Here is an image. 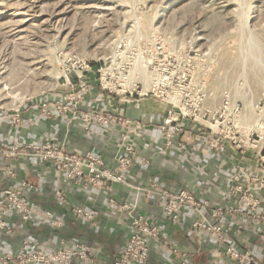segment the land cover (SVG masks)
I'll list each match as a JSON object with an SVG mask.
<instances>
[{"label": "rangeland", "instance_id": "374dc122", "mask_svg": "<svg viewBox=\"0 0 264 264\" xmlns=\"http://www.w3.org/2000/svg\"><path fill=\"white\" fill-rule=\"evenodd\" d=\"M102 71L168 108L182 97L190 125H235L231 184L264 187V0H0L4 115L96 94Z\"/></svg>", "mask_w": 264, "mask_h": 264}, {"label": "crops", "instance_id": "0c3cea01", "mask_svg": "<svg viewBox=\"0 0 264 264\" xmlns=\"http://www.w3.org/2000/svg\"><path fill=\"white\" fill-rule=\"evenodd\" d=\"M93 94V89L85 94L81 108L92 110L100 108L107 113H114L134 120L147 122L144 132L132 134L130 139L136 148L134 162L125 172L128 179L136 184L158 182L162 186L177 190L189 188L197 197L210 199L213 203L225 202L234 207L233 200L226 197L231 183V171L240 164L241 158L217 149L203 152L208 146L206 134L199 125H185L182 139L187 149L178 146L163 152L164 141L160 136L159 126L167 114L168 107L152 96H121L102 91ZM101 91V92H100ZM41 101H33L24 110V116L33 115L35 122L13 126L5 117L0 124V142L9 145L30 143L44 140H66L71 151L94 150L101 154L108 167L116 166V148L120 141L123 127L119 125H93L87 131L80 122H66L58 117H41ZM176 139H180L179 136ZM199 147V148H198ZM141 158L149 159L142 165ZM13 168L15 175L6 174L4 167ZM242 166V165H239ZM233 169V170H232ZM28 180L37 185L27 192L28 200L39 209H49L64 221L62 227L52 226L48 220L34 218L24 220L13 213L7 221L16 227V233L5 235L0 245L1 251L17 253L24 248L23 241H29L48 251L57 249L61 239L67 244L78 240L91 244L95 252V264H114L115 259L129 238L132 227L127 215L118 213L109 204V197L118 202L134 200L136 191L121 182H113L112 190L85 187L71 183L64 175L54 172L47 162L38 157L19 156L7 158L0 153V193L6 188ZM62 189L68 193L65 202H60L55 192ZM259 196L262 203L257 208L264 215V187ZM163 198L160 195H141L138 202L140 213L152 219L159 227L163 237L177 244L180 254L157 242L150 243L148 264H179L185 258L192 264H238L227 255H220V243L216 236L205 231L192 229L195 214L184 215L174 223L163 211ZM76 206L97 209V225L74 214ZM252 214L232 213L223 219L227 234L241 247L249 249L256 257L264 256V219H254ZM237 222L243 226L238 227Z\"/></svg>", "mask_w": 264, "mask_h": 264}, {"label": "built area", "instance_id": "2783aa9c", "mask_svg": "<svg viewBox=\"0 0 264 264\" xmlns=\"http://www.w3.org/2000/svg\"><path fill=\"white\" fill-rule=\"evenodd\" d=\"M105 72H101L98 87L102 91L128 97L135 95V89L125 86L126 78L118 86L119 90L109 87L110 82ZM84 85V84H82ZM122 88V89H121ZM139 93L138 91H136ZM149 92H152L149 91ZM88 93L85 91L84 94ZM170 106L163 121L160 123L159 131L165 147L163 152L171 147L178 146L180 149H187V143L182 139L185 133V125L188 120L195 116L192 111H185L182 108V97L175 95L170 97ZM65 99L53 101L45 99L40 102L41 117H58L66 122H80L89 131L93 125H119L123 127L120 133V141L116 148V166L108 167L105 159L94 150L71 151L66 140L51 141L44 140L30 143H16L9 145L0 142V153L7 158H17L19 156L38 157L48 163L51 169L57 174L64 175L71 183L83 185L85 187L103 188L107 192L112 190L113 182H121L132 187L136 193L134 200L118 202L114 197H109V204L118 213L127 215L131 222L132 231L124 244L122 250L114 261V264H148L150 257V243L157 242L161 246L170 249L175 254H180L181 250L176 243L163 237L162 230L152 219L140 213L138 202L141 195H160L163 198V211L174 223H178L184 215L195 214L192 221V229L195 231H205L211 236H216L220 245L219 254L227 255L236 260L238 264H264V256L256 257L251 250L241 247L228 234L223 219L232 213L252 214L255 219H264V215L257 211L262 203L259 193L262 187H245L239 182V177L235 173L234 184L230 183L226 198L234 201V207H229L225 202L213 203L210 199L197 197L189 188L181 187L172 190L162 186L158 182L149 184H136L131 182L125 172L134 162L136 148L130 139L132 134L144 132L147 122L125 118L114 113H107L103 109L94 108L92 110H80L79 106L83 97H78L71 93ZM238 111V109H235ZM206 115V114H205ZM204 115V116H205ZM7 117L13 126L33 123L36 117L29 115L25 117L18 110L4 115L0 112V124ZM214 119V118H213ZM200 130L206 134L208 146L203 152L217 149L225 151L226 141L229 140L228 132L235 125H199ZM179 136L180 139H176ZM199 148V147H198ZM142 165L148 164L147 158H141ZM6 174L14 176V170L10 166H5ZM262 177L264 176V157L260 164ZM259 179V178H258ZM37 185L28 180H22L17 185L6 188L0 193V245L5 235L16 233V227L7 221V216L16 213L24 220L34 218L46 219L52 226L62 227L64 221L57 217L54 211L49 209H39L35 207L26 197L27 192L33 190ZM60 202H65L68 193L62 189L55 192ZM99 211L94 208L76 206L74 214L83 219H87L97 225ZM238 227L243 225L237 222ZM24 248L17 252L1 251L0 264H95V252L91 244L83 240H78L73 244H67L65 239H61L60 246L52 251L33 245L29 239L23 241ZM179 264H192L183 258Z\"/></svg>", "mask_w": 264, "mask_h": 264}, {"label": "trees", "instance_id": "16d2710c", "mask_svg": "<svg viewBox=\"0 0 264 264\" xmlns=\"http://www.w3.org/2000/svg\"><path fill=\"white\" fill-rule=\"evenodd\" d=\"M93 67H94V68H95V67H98V65H97V64H96V65L93 64Z\"/></svg>", "mask_w": 264, "mask_h": 264}]
</instances>
